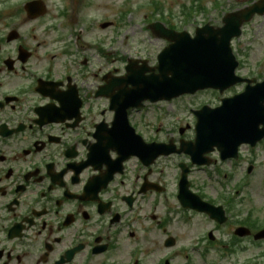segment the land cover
<instances>
[{
  "label": "flooded vegetation",
  "instance_id": "1",
  "mask_svg": "<svg viewBox=\"0 0 264 264\" xmlns=\"http://www.w3.org/2000/svg\"><path fill=\"white\" fill-rule=\"evenodd\" d=\"M30 1L0 0V264H159L147 213L165 221L169 208L146 209L157 194H142L166 188L180 173L171 159L187 157L148 165L138 138L170 140L134 110V134L115 125L110 86L122 73L102 58L96 70L97 46L78 43L80 0H51L35 24Z\"/></svg>",
  "mask_w": 264,
  "mask_h": 264
},
{
  "label": "rangeland",
  "instance_id": "2",
  "mask_svg": "<svg viewBox=\"0 0 264 264\" xmlns=\"http://www.w3.org/2000/svg\"><path fill=\"white\" fill-rule=\"evenodd\" d=\"M123 1V0H120ZM130 2V5L139 6L146 3V0H128ZM165 2L168 6L169 11H174L175 13L179 10L180 5L183 4V2H189L190 0H161ZM250 0H223L224 2V8L219 9L220 11H228L231 9H234L238 4L245 5L248 4ZM206 4V3H205ZM208 6H212V0H210L207 3ZM165 10V11H167ZM219 10L212 9V11L220 12ZM117 12V9L113 8V12ZM150 11L146 12L145 9L140 10L137 14H130L128 21H126V25L124 28L116 29L114 28L111 30L103 31L100 29L99 25H97V29H95L92 33L88 35V40L94 42L95 40H101L104 38H107L106 44L112 45L113 50H120L123 49L125 52L129 53H122L123 55H131L135 57H149L148 54L150 52L153 53V55L156 54V50L159 48V45L154 43L153 46H151L149 43H141L138 45L133 46L132 49H128L126 44L128 43L132 47V43L135 42V40L138 39V37L145 32L143 30L142 26V18L144 14L149 13ZM113 13H112V19H113ZM101 17L100 19H102ZM106 20H110V17L106 18ZM263 22V21H261ZM257 22L254 26V32L252 30L246 31V34H244V37L241 39V48L243 49L244 53L241 55L242 58H244L247 62L249 61V65L251 68L254 67V64L258 61V59H262L263 52H264V30L262 31V23ZM99 23V20H98ZM113 30V31H112ZM112 34L116 37V40L112 41ZM101 38V39H100ZM129 39V41H128ZM149 41V40H146ZM134 44V43H133ZM247 49V50H246ZM96 68H99V65L96 66ZM251 190L249 188L248 192ZM259 249L257 248L255 251V254H258Z\"/></svg>",
  "mask_w": 264,
  "mask_h": 264
},
{
  "label": "water",
  "instance_id": "3",
  "mask_svg": "<svg viewBox=\"0 0 264 264\" xmlns=\"http://www.w3.org/2000/svg\"><path fill=\"white\" fill-rule=\"evenodd\" d=\"M199 38H201L200 42H191L187 38H183L185 41L180 44L183 49L187 50L184 56L180 58L176 57L177 55L175 54L179 52V46L176 44V46L172 47L160 58V70L163 71L164 78L168 75L173 76L174 80L171 85L177 88L176 90L178 93L180 90H184V92L189 91L188 89L190 87L193 89L205 85L216 87L217 83L214 81L217 79L218 74L206 69L216 67L218 63L222 64L224 62V65H226L228 61L233 63L231 55L225 49L226 39L215 43L219 48L214 49L207 46V41L203 36ZM216 55L221 56V62H217L216 57L219 56ZM177 59H179V64L175 61ZM207 60H211L212 62L206 64ZM181 64V68H178L177 66ZM229 69L231 70V68ZM230 84H232L231 81L229 82V85ZM154 94L156 95V93ZM154 94L149 95L153 98Z\"/></svg>",
  "mask_w": 264,
  "mask_h": 264
}]
</instances>
